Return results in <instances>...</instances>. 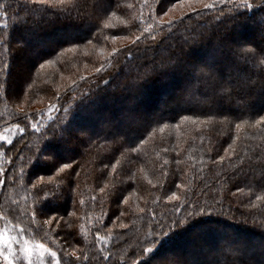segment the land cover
Masks as SVG:
<instances>
[{"label": "snow or ice", "instance_id": "obj_1", "mask_svg": "<svg viewBox=\"0 0 264 264\" xmlns=\"http://www.w3.org/2000/svg\"><path fill=\"white\" fill-rule=\"evenodd\" d=\"M183 4L184 0L179 4L176 0H158V14L169 16L178 7L181 11L179 18H169L156 25L161 32L167 27L171 34L174 24H182L193 15L201 17L202 12L208 11L215 13L211 26L204 31L198 27L187 28L180 43L170 48L165 60L159 63L145 60L138 66L136 77L113 85V90L118 87L135 96L142 82L159 74H174L176 82L172 90L177 111L173 116L165 117L143 109L125 111L117 119L108 114L88 113L103 130L101 136L99 131L93 134L86 128L69 129L66 122L72 110L65 109L33 146L27 140L28 128L31 125L33 131H38L39 124L33 122L36 114L26 111L25 98L32 88L34 73L52 62L48 57L62 54L57 48L71 50L64 48L65 44L99 42L102 30L112 27L107 23L108 18L118 11L123 12L124 7L120 0H8L0 3V102L15 104L17 121L0 133V142H3L0 156L12 153L9 159L13 169L16 168V157H20L19 171H13L11 176L0 168V187H14L19 180L25 182L26 193L23 207L18 200H6V207L0 206V261L3 264H87L90 259H99L100 252L105 250L100 227L95 228V240L89 242L93 245L99 242L95 256L90 257L77 246L80 240L72 221L78 218L76 197L80 172L76 169L80 164L71 157L60 158L66 145L91 154L101 147L100 139H103L109 145L110 156L119 152L130 164H135L143 159L141 148L145 139L153 136L157 127L163 131L165 120L177 117L199 120L203 116L207 120L202 122L230 124L248 118L256 125H264V115H260L264 108L257 111L252 105L257 97L264 101V0H187V12L181 6ZM197 4L202 5V9H197ZM9 11L11 24L8 23ZM152 19L155 24V17ZM56 25H61L63 31L54 44L45 46L40 42L41 34ZM243 25L249 27L250 38L240 37L239 30ZM152 28L153 24H149L144 33L131 38L111 35L113 41L128 40L129 43L119 50L113 48L110 57L126 54V59H131L133 49L140 51L142 40L145 50L153 44L158 47L163 38L157 42L151 35ZM102 70L103 65L95 72L98 74ZM84 79L87 78L81 77ZM104 84L107 88L111 80ZM93 95L90 89L76 106L84 110L83 102L90 101ZM53 110L59 111L50 105L49 113ZM256 116L259 118L255 119ZM7 132L25 134L20 138L22 146L14 143L5 134ZM25 151L27 156L23 155ZM104 168H107L106 164ZM259 170L257 176L254 166H250L248 172L240 169L252 184L264 188V159L259 162ZM103 176L104 170L100 169L97 179ZM100 191L103 193L105 189L100 188ZM122 191L116 189L111 196L110 202L117 208ZM168 199L177 200L178 197L173 193ZM91 200L95 203L97 197L93 196ZM84 203L79 200L80 205ZM248 206H252L251 201ZM176 212L180 213L181 209ZM241 217L238 220L233 205L229 203L225 207L222 198L212 196L203 202L189 200L183 206L182 216L165 213L154 217L149 230L136 239L133 251L123 264H222V261L224 264H264V217L252 218L250 226L257 230V236L251 240L242 231L223 228L218 223L231 220L232 225L249 226L248 215L241 213ZM103 223L101 221V227ZM186 234L192 237L193 243L181 241ZM201 240L207 242V247L198 243ZM111 259V252L103 256L105 264Z\"/></svg>", "mask_w": 264, "mask_h": 264}, {"label": "trees", "instance_id": "obj_2", "mask_svg": "<svg viewBox=\"0 0 264 264\" xmlns=\"http://www.w3.org/2000/svg\"><path fill=\"white\" fill-rule=\"evenodd\" d=\"M178 1L180 0H176ZM7 2L8 0H0V3ZM120 2L124 11H118L115 16L108 18L107 23L112 27L102 30L99 42L93 40L89 44L87 41H82L76 46L65 44L64 48L71 50L63 51L57 48V52L62 54L48 57L52 62L46 64L38 73H34L33 81H31L32 88L25 98V105L29 106L30 103L40 101L44 106L42 109L26 110L36 114L33 122L40 120L39 113H43L50 105H58L56 109L59 111H55L54 116L38 131H33L29 125L30 135L27 136V140L33 146L46 135L45 130L55 124L57 117L63 115L65 109L72 110L69 122L73 127L86 128L93 134L99 131L101 136L103 130L96 126L88 113L108 114L113 119L119 118L121 111L130 110L143 109L165 117L176 113L177 107L172 90L176 82L174 74H159L142 82L135 96L121 91L118 87L113 90V85L118 80L124 83L136 77L139 71L138 66L145 60L156 63L165 60L170 48L180 43V38L187 28L198 27L201 31L206 30L211 26L215 13L202 12L201 17L193 15L190 19H185L182 24H174L169 34L170 30L167 27L161 32L156 26L164 22L158 18L162 14L156 12L158 0H120ZM152 17H155V24ZM8 23L11 24L10 11ZM149 24H153L150 32L156 37L157 42L163 38V42L159 43L158 47L153 44L145 50V41L142 40L140 51L133 49L131 59H126V54L116 57L107 56L102 63L103 70L96 73L94 82L89 87L84 85L82 89L77 90L75 84L70 86L68 91L64 89L60 92L56 91L54 86L62 77L73 75L76 67L92 64L97 60V51L108 45L111 35L131 38L144 33ZM62 31V26L56 25L41 34L40 42L45 46L52 45ZM239 35L244 39L250 38L249 27L243 25ZM106 36L109 37L108 40L104 39ZM106 80H111L107 88L104 84ZM97 88L100 90L97 91ZM90 89L94 95L90 101L83 102L85 108L81 110L76 105L81 103L83 94ZM13 105L14 103L0 102V130L17 122L16 109ZM252 105L255 110L260 111L264 108V101L257 97L252 101ZM185 115L190 114L185 113ZM260 115H264V111H260ZM258 118V116L255 117V119ZM206 120L207 118L203 116L199 120L194 118L184 120L179 117L165 120L163 131L157 127L155 134L145 139L141 148L143 159L135 164H130L128 159L119 152L114 157L110 156L109 145L105 144L103 139H100L101 147L93 150L91 154L85 153L84 149L78 150L72 145L65 146L60 153V158L71 157L80 164V167L76 169L80 172L76 197L78 218L72 221L80 240L77 246L81 251L89 253L90 257L95 256L100 248L99 242L95 245L89 242L95 240L96 227H100V235L105 238L103 246L105 250L100 252V258L90 259L87 264H105L103 256L108 252H111L112 259L107 261V264H123L128 254L133 251L136 239L149 230V224L154 217H161L165 213L182 216L183 206L187 201L199 199L203 202L212 196L217 199L222 198L225 207L231 203L238 220L242 218L241 213L248 215L249 226L232 225L231 220L218 221L223 228H236L248 239L256 238L257 230L250 225L253 217L256 219L264 217V188L252 184L250 179L245 177L244 172H248L250 166H254L255 174L259 175V162L264 159V125H256L254 120L248 118L243 121H233L230 124L202 122ZM237 123L240 124L239 128L236 127ZM69 124H67L68 127ZM22 135L25 134L18 133L13 137L14 143L18 146H22L20 143ZM79 152L82 155H78ZM23 155L27 156V151ZM10 156L12 153L0 156V168L5 169L9 176L13 171L18 172L20 166V157H16V168L13 169ZM105 164L107 168H104ZM100 169L104 170V176L97 179ZM24 183L18 180L14 187H0V206L6 207V200H18L19 205L23 207V197L26 195ZM100 188H104L105 191L102 193ZM237 188L243 191L237 192ZM116 189L123 190L119 208L110 202L112 193ZM173 193L178 197L177 200L168 199ZM93 196L97 197L95 203L91 200ZM257 196L260 197L259 200L256 199ZM79 200H84L85 203L80 205ZM249 201H251V207L248 206ZM176 209H181V212L177 213ZM69 210H71V201H69ZM101 221L104 222L103 227H101ZM90 229L91 234H89ZM181 241L194 242L187 234L181 237ZM198 243L203 247L207 246L204 240ZM222 264H224L223 261Z\"/></svg>", "mask_w": 264, "mask_h": 264}, {"label": "rangeland", "instance_id": "obj_3", "mask_svg": "<svg viewBox=\"0 0 264 264\" xmlns=\"http://www.w3.org/2000/svg\"><path fill=\"white\" fill-rule=\"evenodd\" d=\"M186 2H187V0H184V4L181 5L183 7L184 12L188 11V9L186 7ZM177 3L179 4L180 1H178ZM201 7H202V5H199V4L196 5L197 9L201 8ZM180 15H181V11H180V7H178L177 9H174L170 13L169 16L159 15L158 18L162 22V21H167L169 18L177 19V18L180 17ZM128 43H129L128 40H115V41H113V40L109 39L108 45L103 47L101 50L97 51V53H96L97 54L96 55L97 56V60L94 63H92V64H83V66L82 65L78 66V67H76V70L73 71V73H72L73 75L62 77L60 79L59 83H57L54 86L56 88V91L60 92V90H63V89L68 91L69 87L70 86H74L75 84L78 85V87H76V85H75V88L77 90L82 89V87L84 85H88V87H89L90 84L94 82V79L96 77L95 69L101 67L104 59L106 60L107 56H109L112 53V49L113 48H116L118 50L122 49L124 47V45H126ZM81 77H86L87 79L81 80ZM120 82H121V80L120 81L118 80V82H116L115 85L120 84ZM173 100H174V98H173ZM166 101L168 102V98L166 99ZM43 106H44V104L41 103L40 101H37V102H34V103H30L29 106L25 105L26 110L42 109ZM52 106H54L56 108L58 105H56V106L52 105ZM13 108L16 109L15 104L13 105ZM123 112H125V111H121V113H123ZM54 113H55V110H53V111H51L49 113V107H47V109H45L43 111V115L39 118L40 120H37L38 122L35 121L34 123H38L39 124V129H40L41 127L45 126V122L47 123L50 120V118L54 116L53 115ZM69 120H71V119H69ZM69 120L67 121V124L70 123ZM8 127H10V126H8ZM69 127H70V129H78V128L73 127L72 123L69 124ZM5 128L6 127L1 129L0 133H3ZM5 134L10 136L13 139V137H15V135H17L18 132L15 133V135H13L12 132H7ZM1 143H3V142H0V144ZM0 264H3V262L0 261ZM21 264H22V262H21Z\"/></svg>", "mask_w": 264, "mask_h": 264}]
</instances>
